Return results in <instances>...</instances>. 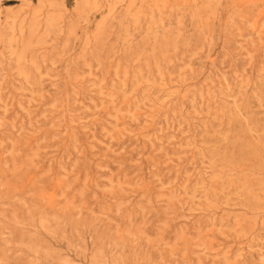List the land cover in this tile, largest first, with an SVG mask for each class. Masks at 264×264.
Returning <instances> with one entry per match:
<instances>
[{"label": "rangeland", "instance_id": "obj_1", "mask_svg": "<svg viewBox=\"0 0 264 264\" xmlns=\"http://www.w3.org/2000/svg\"><path fill=\"white\" fill-rule=\"evenodd\" d=\"M0 264H264V0H0Z\"/></svg>", "mask_w": 264, "mask_h": 264}]
</instances>
